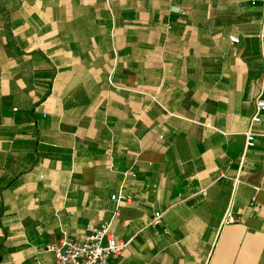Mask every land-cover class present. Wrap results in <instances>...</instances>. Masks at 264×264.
I'll return each mask as SVG.
<instances>
[{
	"label": "crops",
	"instance_id": "1",
	"mask_svg": "<svg viewBox=\"0 0 264 264\" xmlns=\"http://www.w3.org/2000/svg\"><path fill=\"white\" fill-rule=\"evenodd\" d=\"M258 95L264 0H0V264H264Z\"/></svg>",
	"mask_w": 264,
	"mask_h": 264
},
{
	"label": "built area",
	"instance_id": "2",
	"mask_svg": "<svg viewBox=\"0 0 264 264\" xmlns=\"http://www.w3.org/2000/svg\"><path fill=\"white\" fill-rule=\"evenodd\" d=\"M179 12L181 9H178ZM233 42H238L236 36H231ZM256 113L251 118L248 131L245 133V153L256 145L258 135L255 125L261 122L264 110V98L262 95L255 97ZM244 153V154H245ZM238 179L234 180L236 185ZM162 213L156 212L152 225L161 223ZM239 220L233 210H229L225 222L231 223ZM111 223L103 222L97 226L90 225L86 235L77 239L64 232L59 244L49 243L46 251H51L55 255L56 264H109L111 258L118 257L129 245V242L118 241L111 232Z\"/></svg>",
	"mask_w": 264,
	"mask_h": 264
}]
</instances>
